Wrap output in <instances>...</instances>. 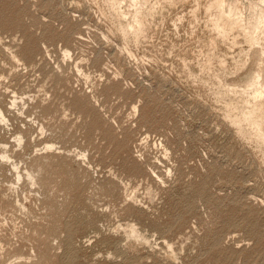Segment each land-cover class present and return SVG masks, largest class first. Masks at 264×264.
I'll return each mask as SVG.
<instances>
[{
    "label": "rangeland",
    "instance_id": "374dc122",
    "mask_svg": "<svg viewBox=\"0 0 264 264\" xmlns=\"http://www.w3.org/2000/svg\"><path fill=\"white\" fill-rule=\"evenodd\" d=\"M210 1L150 0L127 43L105 0H0V264H264V144L218 94L264 59Z\"/></svg>",
    "mask_w": 264,
    "mask_h": 264
},
{
    "label": "bare ground",
    "instance_id": "6f19581e",
    "mask_svg": "<svg viewBox=\"0 0 264 264\" xmlns=\"http://www.w3.org/2000/svg\"><path fill=\"white\" fill-rule=\"evenodd\" d=\"M149 1L140 2L139 0H132L134 10L131 19H127L124 12H122L123 10H121L123 8H121L122 4L120 0H105L110 9V14L116 20L118 30L125 42L132 40L136 43L143 39L148 17L153 14V8L149 7ZM206 9L207 12H214L213 14H215V17L212 14L214 19L212 18L213 27L211 28H214L219 42H226L231 35L237 34L241 35L243 39V41L239 42H245L249 47L247 50L242 49V68L246 65L250 55H254L261 60L264 59V43L262 42L260 27L264 25V0H232L231 2H228V0H211ZM252 25L254 26L252 27ZM19 61L22 60L19 59ZM208 62L209 68L210 59ZM209 70L211 69L209 68ZM214 78L216 81V77ZM217 78L219 79V74ZM220 79L218 80L220 86L218 94L221 98L225 99L226 106H224L226 112H224L229 123L236 126L238 134L243 139H248L250 142L254 140L262 148L264 144V69L258 71L248 87L241 88L239 86V88L228 85ZM216 86L218 85L216 84ZM230 94H234L236 97L228 98ZM2 112L0 110L1 121L5 119V115ZM126 233L129 237L134 238V242L130 244L131 248H135L138 245L136 242L139 244L148 243V239L135 225L128 226Z\"/></svg>",
    "mask_w": 264,
    "mask_h": 264
}]
</instances>
